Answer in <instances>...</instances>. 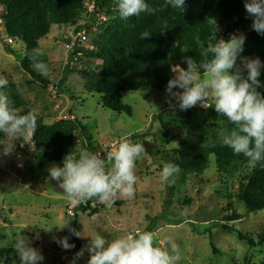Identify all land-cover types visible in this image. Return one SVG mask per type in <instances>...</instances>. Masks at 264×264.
Here are the masks:
<instances>
[{"label":"rangeland","instance_id":"obj_1","mask_svg":"<svg viewBox=\"0 0 264 264\" xmlns=\"http://www.w3.org/2000/svg\"><path fill=\"white\" fill-rule=\"evenodd\" d=\"M3 14L0 7V76L8 80L2 90L15 106L16 101H22V106H16L21 114L34 110L37 120L46 126L77 120L92 139L89 147L87 137L75 130L77 151L97 148L98 151L92 152L103 155L124 138L134 143L146 141L154 151L137 161L138 180L133 198H118L111 206L95 200L91 208H96L98 214L74 210L70 215V205L62 192H58L57 182L50 179L48 171L53 164L60 167L63 164L49 160L38 163L34 156L42 149L34 146L32 138L27 143L22 138L13 141L12 151L6 156L4 147L10 149L12 141L0 133V249L15 250L16 233L22 232L43 255L40 264H87V251L74 261L76 253L84 246L72 242V238L89 243L88 237L78 238L68 228L45 230L71 220L70 227L76 231L84 235L98 232L108 241L136 230L152 232L162 247L167 240H174L179 245L177 264H259L264 261V244L251 248L239 240L236 233L222 229L226 224L240 233L250 234L253 239L264 231V211L246 213L237 199L253 169L247 163L238 164L234 172L223 173L217 167L215 156L211 155L202 174L186 175L183 184L181 169L172 178L174 183L160 178L164 163L178 158L175 151L180 143L193 140L197 133L192 127L195 122L204 120L220 133L226 130L210 116L208 111L214 107L204 109L198 104L181 110L173 100V108L167 102L166 91L151 87L143 92L121 94L122 102L132 111V116L128 117L103 108L101 97L86 91L85 84L91 77L102 78L106 74L96 42L128 19H121L117 9L107 13L101 8L94 13L93 2L80 3L74 24L50 25L47 35L38 41V47L48 60L49 75L45 77L35 69L29 74L21 68L18 59L23 57L25 46L21 41L4 42ZM84 25L89 26L80 31L85 39L76 38V52L68 59L78 34L75 28ZM216 31L218 40L225 41L243 34L237 30L225 37L223 28L217 27ZM238 66L242 67V63ZM243 74L247 75L246 70ZM190 112L195 116L191 123ZM232 212L240 215V220L223 221ZM65 236L74 245L69 250L54 239ZM0 264H8L6 254L0 255Z\"/></svg>","mask_w":264,"mask_h":264},{"label":"trees","instance_id":"obj_2","mask_svg":"<svg viewBox=\"0 0 264 264\" xmlns=\"http://www.w3.org/2000/svg\"><path fill=\"white\" fill-rule=\"evenodd\" d=\"M84 1L93 2L94 13L101 8L107 13L117 9V0H0V7L4 10L1 19L5 36L21 41L25 46L23 57L18 59L22 69L33 74L34 68L29 58L31 50L38 47V41L47 35L50 25L74 24L78 17V7ZM145 2L157 9L155 14L141 13L139 17H130L127 22L119 23L117 28L114 27V30L102 34L103 36L96 42L106 74L102 78L91 77L86 82L85 89L101 97L100 105L103 108L131 117L132 111L122 102L121 94L125 91L143 92L151 87L166 91L168 81L173 78L172 68L179 64L186 69V57H191L199 63V54L208 43H214V37L218 40L217 27L224 29L225 37H229L237 30L243 32L244 51L237 60V65L241 64L244 58H259L262 67L258 78L260 87L257 91L264 96V35L253 30V17L245 10V0H185L182 12L168 6L166 0ZM83 28L87 29L89 26L77 27L75 32L78 33ZM146 30L152 36L141 40L140 35ZM76 46L75 43L68 59L73 57L72 53L76 52ZM6 51L10 52L9 49ZM41 59L48 65L46 56ZM22 105V101H16V106ZM208 112L214 121L223 124L226 130L234 127L226 117L218 116L214 109ZM189 116L191 123L195 116L191 112ZM192 127L197 131L193 140L182 141L175 151L178 158L170 159L171 163L183 170L182 184L186 180V175H201L207 168L211 155L215 156L217 167L223 173L234 172L238 164L247 163L243 155L233 154L230 148L220 143L221 133L212 125L199 120ZM163 128L168 131L164 125ZM77 129L82 137H87V145L90 147L91 136L87 135L85 127L77 120L51 126L43 125L37 120L32 139L34 146L42 149V152L36 154L34 159L38 163L49 160L63 164L67 154L71 151L78 152L77 139L74 136ZM91 150L98 151L97 148ZM237 199L243 204L246 213L264 211V168L259 164L252 169L245 185L237 194ZM94 202L95 199L81 204L75 211L96 215L98 210L91 208ZM74 218H77L76 214ZM240 218V215L232 212L223 221L233 223ZM222 229L236 233L238 239L251 248L264 244V231L253 239L250 234L240 233L226 224ZM72 242H77L81 246L88 244L80 243L75 238H72ZM4 254L8 258V264H20L15 250L0 249V255ZM259 264H264V261Z\"/></svg>","mask_w":264,"mask_h":264},{"label":"clouds","instance_id":"obj_3","mask_svg":"<svg viewBox=\"0 0 264 264\" xmlns=\"http://www.w3.org/2000/svg\"><path fill=\"white\" fill-rule=\"evenodd\" d=\"M166 2L173 9L181 12L184 10L185 0ZM244 7L247 14L253 17V30L264 35V0H245ZM116 8L124 20L139 17L141 13L155 14L157 11L145 0H117ZM151 36L146 30L141 33L140 39ZM214 41L208 43L199 54V63L186 57V69L179 64L172 68L174 76L166 86L167 102L174 108L172 101L175 100L181 110H188L198 104L204 109L214 107L218 116L226 117L234 126L221 133L220 143L230 148L233 154L243 155L250 168L254 169L258 164L264 168V96L257 91L260 87L258 78L261 62L259 58H244L242 67L237 65L244 51L243 35H233L228 41L215 40L214 37ZM43 56L44 51L40 47L33 48L29 54L33 68L47 77L49 68L41 59ZM7 85V78L0 76V133L12 141L10 149L4 147L3 154L6 156L12 151L13 141L22 138L27 143L37 127V113L29 110L21 114V110L15 107L8 94L2 90ZM146 153L143 143H134L127 138L117 142L103 155L81 148L76 153L71 151L67 154L62 167L53 164L48 170L49 176L57 182L72 207L93 199L111 206L118 198L134 197L138 180L137 161L143 159ZM178 171L177 165L166 162L160 178L170 184L174 183L172 178ZM70 221L65 220L45 230L51 232L56 228L63 231L68 228L78 238H89V243L76 253L74 261L82 257L85 251L89 253L87 264H177L180 258L179 245L174 240H167L166 246L162 247L150 231L136 230L108 241L98 232L84 235L76 231L70 227ZM54 239L65 250L74 247L67 236ZM13 247L20 264H40L44 260L41 252L32 246V240L22 232L16 233Z\"/></svg>","mask_w":264,"mask_h":264},{"label":"built area","instance_id":"obj_4","mask_svg":"<svg viewBox=\"0 0 264 264\" xmlns=\"http://www.w3.org/2000/svg\"><path fill=\"white\" fill-rule=\"evenodd\" d=\"M93 9H94V6H93ZM77 34V33H76ZM4 37V42L8 43V44H13V42L15 41L14 39L8 37V36H5V34L3 35ZM77 37H80L82 39H85L83 36H81L80 32H78V34L76 35L75 39H74V42H73V45L76 43L75 40ZM72 61V60H71ZM69 66H72V64H68ZM71 209H69V214L70 215H73V212L75 210L76 207H72L70 206Z\"/></svg>","mask_w":264,"mask_h":264},{"label":"water","instance_id":"obj_5","mask_svg":"<svg viewBox=\"0 0 264 264\" xmlns=\"http://www.w3.org/2000/svg\"><path fill=\"white\" fill-rule=\"evenodd\" d=\"M143 144L145 145V148H146V152H147L146 154L152 155L153 151H154V147L150 143H148L146 141L143 142ZM58 192H62V190L58 188Z\"/></svg>","mask_w":264,"mask_h":264}]
</instances>
